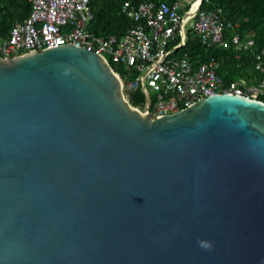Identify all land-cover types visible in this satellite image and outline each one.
<instances>
[{
	"label": "water",
	"instance_id": "1",
	"mask_svg": "<svg viewBox=\"0 0 264 264\" xmlns=\"http://www.w3.org/2000/svg\"><path fill=\"white\" fill-rule=\"evenodd\" d=\"M131 100L82 46L0 58V264H264V101Z\"/></svg>",
	"mask_w": 264,
	"mask_h": 264
},
{
	"label": "built area",
	"instance_id": "2",
	"mask_svg": "<svg viewBox=\"0 0 264 264\" xmlns=\"http://www.w3.org/2000/svg\"><path fill=\"white\" fill-rule=\"evenodd\" d=\"M30 10L0 37V58L71 43L102 56L119 78L125 97L143 95L135 107L152 118L175 113L213 94L264 98V47L254 51L253 73L228 81L218 74L219 61L200 59L183 50L193 32L208 49H249L237 24L225 21L220 8H202L203 0H122V14L133 25L122 36L99 35L90 29V0H29ZM112 64L115 65L112 67Z\"/></svg>",
	"mask_w": 264,
	"mask_h": 264
},
{
	"label": "trees",
	"instance_id": "3",
	"mask_svg": "<svg viewBox=\"0 0 264 264\" xmlns=\"http://www.w3.org/2000/svg\"><path fill=\"white\" fill-rule=\"evenodd\" d=\"M131 1L139 3L145 0ZM90 3L94 12L90 29L97 34L122 36L133 25L132 20L121 12L122 0H90ZM202 8H220L225 21L238 25L237 32L242 40L252 38L254 44L242 51L235 50L233 46L208 49L201 45L193 32H189L183 50L191 56L199 55L202 60L214 56L220 63L218 74L228 81L250 76L254 68L253 53L264 47V0H203ZM29 10V0H0V37L6 36L10 27L25 18ZM131 95L132 106H143L140 91H133Z\"/></svg>",
	"mask_w": 264,
	"mask_h": 264
}]
</instances>
